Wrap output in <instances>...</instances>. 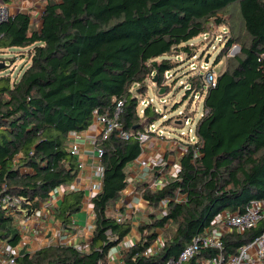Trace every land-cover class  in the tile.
Masks as SVG:
<instances>
[{"label":"trees","instance_id":"16d2710c","mask_svg":"<svg viewBox=\"0 0 264 264\" xmlns=\"http://www.w3.org/2000/svg\"><path fill=\"white\" fill-rule=\"evenodd\" d=\"M232 6L245 38L239 53L227 57L226 69L206 92L198 78L186 85L191 96L200 87L204 94L196 143L185 145L180 170L164 188L151 190L147 181L134 185L147 217L136 227L138 240L121 252V264H165L217 218L264 199V0H45L39 26L27 12L0 25V51L23 52L28 59L14 79L6 66L0 69V193L5 188L37 211L55 189H67L54 220L74 231L71 218L84 195L68 191L78 173L69 133L87 130L95 111L102 114L123 100L119 123L130 136L122 140L117 130L100 145L103 177L90 201L94 219L86 249L50 245L21 253L15 264H111L108 252L131 227L107 211L128 184L127 167L141 154L137 134L165 116L152 103L138 109L139 97L148 81L161 86L168 74L175 78L181 56L196 59L194 41L207 38L213 24L219 27V15ZM237 39L228 38L214 62ZM157 174L153 170L152 178ZM263 232L264 221L232 230L221 238L220 252L234 255ZM0 238L18 241L1 212ZM153 246L156 253L146 256ZM218 253L206 249L187 264Z\"/></svg>","mask_w":264,"mask_h":264},{"label":"built area","instance_id":"2783aa9c","mask_svg":"<svg viewBox=\"0 0 264 264\" xmlns=\"http://www.w3.org/2000/svg\"><path fill=\"white\" fill-rule=\"evenodd\" d=\"M8 5L4 4L0 0V25L5 22L9 17ZM237 47H232L227 54L228 56H233ZM205 64V63H204ZM207 65V64H205ZM215 77L213 73L207 72L205 75V92L208 87H214ZM193 97L196 95L193 93ZM140 103L142 107L147 106L150 103H153V100L149 101L141 100ZM165 104V101H162ZM124 107L123 100H115L112 109L106 111L102 114H98L97 111L94 112V118L91 125H96L100 128V131L96 138L91 142L93 147V155L100 160L103 154V150L100 147L103 141L107 140L109 135L119 130V137L122 140H127L130 136L128 133L121 130V125L119 123V118L122 114ZM142 112V111H141ZM203 114V112H202ZM201 114V116H202ZM190 120L188 117H185L183 120L182 127L187 126L186 134H182L181 141H186L188 143H196L195 137V128L192 130L190 128ZM90 125V126H91ZM181 127V128H182ZM190 134H194V138H190ZM152 136H157L162 138L163 132L158 130L155 124L147 127L145 132L138 133L137 139L143 144L148 141ZM81 138V133L72 132L68 135L69 142V152L72 157H76L79 153L78 145L75 143L76 140ZM175 145H179L181 142L179 140H174ZM195 154L197 152L195 151ZM180 161V159H179ZM179 161L177 163H172L167 171L162 169L160 175L161 177L157 178L149 184V189L159 190L166 186V184L173 178H175L180 170ZM100 164V162H99ZM159 165V164H158ZM157 165V166H158ZM161 165V164H160ZM78 170L83 168V164L77 162ZM94 177L98 182H94L90 189L93 192H99L101 189V181L103 177V168L101 165L95 167ZM79 187L75 185H70L68 191H78ZM63 193L67 189L59 187L55 189L50 198L47 201L46 209L50 215H54L55 210L58 206L57 199L59 195L56 193L59 191ZM92 207V206H91ZM0 212L3 217L8 220V226L10 227V235L14 234L18 237L16 244H11L9 239L0 238V264H15L17 258L21 253L34 254L37 249L35 248V218L39 216V210L35 211L32 209L31 202L26 201L22 197L11 195L10 193L5 192L3 188L0 193ZM94 215L92 213L91 218L87 220V223H93ZM117 223H125V219L122 216L116 217ZM261 221H264V199L251 201L244 212H234L228 213L220 222V229L211 231L206 229L203 234L197 235L191 239V241L179 252V254L167 260L165 264H187L191 259L198 255L201 251L206 249H216L219 253L212 257L205 259L200 264H263L264 263V232L257 237L252 243L240 247L236 254L229 255L224 257L221 254V238L232 230L237 232H243L255 228ZM57 235V241H55L56 246H72L80 251L85 250L87 245H77L75 243V238L68 235ZM31 241H34V245H29ZM134 243H131V246ZM130 246V247H131ZM129 247V248H130ZM156 253V247L153 249L151 247L144 254L146 256L154 255Z\"/></svg>","mask_w":264,"mask_h":264},{"label":"crops","instance_id":"0c3cea01","mask_svg":"<svg viewBox=\"0 0 264 264\" xmlns=\"http://www.w3.org/2000/svg\"><path fill=\"white\" fill-rule=\"evenodd\" d=\"M29 1L35 2L34 16H30L31 23L39 26L41 12L39 8L40 3L43 0ZM8 6H10V4ZM18 10L19 11L16 10L15 13L27 12L22 7ZM99 131L100 128L98 126L91 125L87 130L81 133V138L75 141L79 148V153L75 157V160L76 162L82 163L83 168L78 170L77 176L71 186L75 185L79 187L77 190L82 192L84 195L82 207L78 212L84 215L81 225H77V222L72 216L71 221L73 223L74 231L65 230L58 221L54 220V215L52 216L48 213L45 208L47 203H45L39 209V216L35 218V248L37 247V249H40L50 245H56L55 241H57L58 238L56 235L57 233L60 235L64 234L73 236L77 245H88L91 240L92 225L87 223V220L90 219L92 215L90 201L96 192H93L90 187L94 182H98V180L94 177V170L95 167L100 165V160L95 156V154L93 155L91 142L96 138ZM174 140L179 139L166 137L164 134L162 138L152 136L148 141L142 144V151L139 157L127 167L128 184L125 190L121 193V197L115 204L114 208L109 209L107 214L114 216L115 218L122 216L125 219V223L131 227V231L119 245L113 247L108 252V261L111 264H121V252L129 249L131 243H135L138 240L139 236L136 231V227L147 217L146 203L134 185L143 181L151 183L156 179V177L152 178L153 170L158 172L156 176L159 178L161 177L160 173L162 169L167 171L168 167L172 163L174 164L179 161L186 150V141L179 140L181 143L179 145H175L176 141ZM56 193L59 195V199H57L59 204L63 198V193H61L60 190ZM225 215L217 218L213 224L214 226L208 229L211 231L219 230L220 222ZM31 244L34 245V241L29 243V245ZM153 249H155V246H153Z\"/></svg>","mask_w":264,"mask_h":264},{"label":"rangeland","instance_id":"374dc122","mask_svg":"<svg viewBox=\"0 0 264 264\" xmlns=\"http://www.w3.org/2000/svg\"><path fill=\"white\" fill-rule=\"evenodd\" d=\"M44 1L45 0L41 1L39 10L43 9ZM34 3V1L30 2L29 0H11L10 6L8 7L9 15H14L16 10L19 11L18 9L22 7L30 16H34ZM219 18L222 19V24L219 27L213 24V27L211 26L208 31L207 38L200 36L194 41L193 45L196 47L195 60L191 58L190 55L181 56L179 61H182V64L176 72L175 78H172V76L168 74L165 83L161 86L156 84L155 79L153 81H148L147 92L144 96L139 97L138 109L143 108L140 103L141 100L149 101L152 99V104L155 105L159 113L165 115L155 123V126L159 131L161 130L166 137L181 140V135L186 134L188 129L187 126L182 127L185 117L189 118L191 122L190 128L194 130L202 114L204 96V94H202V87L193 91L196 95L194 98L193 94L191 96L189 92H186V85L191 83V79L198 78L205 86V75L207 72L213 73V76L216 77V75L226 69L227 56L222 57L218 63H216V61L214 62V60L228 38H238L237 44L233 46L237 47L234 55L239 53V47L245 41L242 25L237 16L236 6L230 7L224 14L219 15ZM13 55H16L18 58H14L13 62L10 63L9 58L13 57ZM21 55H24L23 52L14 51V53H3L0 51V58L6 59V63L0 61V64H5L7 67L5 73L10 74L12 79L20 76L22 70L28 63V59ZM207 57L208 62L207 65H205L204 62ZM2 69H4V67ZM203 88L205 89V87ZM133 90L134 89H132V91ZM162 101H165V104H163ZM176 122H179L180 125L176 124ZM190 138H194V134H190ZM83 217L84 215L81 213L73 215L77 225H81Z\"/></svg>","mask_w":264,"mask_h":264},{"label":"water","instance_id":"95a60500","mask_svg":"<svg viewBox=\"0 0 264 264\" xmlns=\"http://www.w3.org/2000/svg\"><path fill=\"white\" fill-rule=\"evenodd\" d=\"M207 62H208V57L205 59V64H207ZM3 67H5V64H0V69H2ZM176 124H178V125H180V123L178 122H176Z\"/></svg>","mask_w":264,"mask_h":264}]
</instances>
